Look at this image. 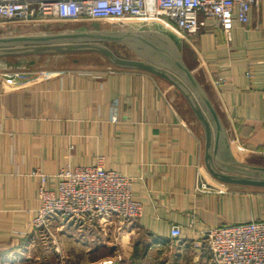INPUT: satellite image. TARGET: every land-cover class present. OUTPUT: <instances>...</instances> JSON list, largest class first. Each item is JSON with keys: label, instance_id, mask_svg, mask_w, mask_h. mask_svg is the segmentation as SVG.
Wrapping results in <instances>:
<instances>
[{"label": "crops", "instance_id": "obj_1", "mask_svg": "<svg viewBox=\"0 0 264 264\" xmlns=\"http://www.w3.org/2000/svg\"><path fill=\"white\" fill-rule=\"evenodd\" d=\"M184 43L223 128L221 157L246 165L264 158V2L247 26L235 24L230 40L208 23ZM2 64L0 264H215L207 230L264 221V187L209 172L205 131L168 81L142 71ZM99 161L132 179L142 216L106 228L55 217L43 237L33 227L40 180L32 174ZM175 228L180 236H172Z\"/></svg>", "mask_w": 264, "mask_h": 264}, {"label": "built area", "instance_id": "obj_2", "mask_svg": "<svg viewBox=\"0 0 264 264\" xmlns=\"http://www.w3.org/2000/svg\"><path fill=\"white\" fill-rule=\"evenodd\" d=\"M264 0H0V23L39 26L54 23H109L144 19L174 28L186 39L213 23L230 40L236 23L247 26L250 12ZM161 22V23H160ZM40 202L33 227L47 230L55 217L66 225L86 222L106 228L114 220L125 224L142 216L131 178L95 166L68 167L56 176L36 171ZM55 180L54 186L50 182ZM45 233V232H44ZM51 234V233H50ZM175 228L172 236H180ZM215 264H264V221L218 226L204 234Z\"/></svg>", "mask_w": 264, "mask_h": 264}, {"label": "water", "instance_id": "obj_3", "mask_svg": "<svg viewBox=\"0 0 264 264\" xmlns=\"http://www.w3.org/2000/svg\"><path fill=\"white\" fill-rule=\"evenodd\" d=\"M112 31L3 37L0 38V59L95 53L106 58L120 70L142 71L162 78L182 92L202 125L206 135V165L209 172L218 180L227 183L264 187V168L242 164L232 156L221 157L220 150L224 137L218 114L183 60L161 48L160 45H168L169 42L167 40L163 42L164 39L160 36L159 44L152 39L149 40L150 36L156 34L152 32ZM112 42L126 44L137 53H143L151 48L168 58L180 74L158 61L120 58L105 45ZM254 175L259 178L257 180L249 178Z\"/></svg>", "mask_w": 264, "mask_h": 264}, {"label": "rangeland", "instance_id": "obj_4", "mask_svg": "<svg viewBox=\"0 0 264 264\" xmlns=\"http://www.w3.org/2000/svg\"><path fill=\"white\" fill-rule=\"evenodd\" d=\"M161 23V22H160ZM113 30V31H112ZM100 31H112V32H152L156 33L148 39L156 44L158 42L159 36L169 42L168 45H160L163 50H168L175 56L180 57L185 66L189 69V58L191 53L189 49L185 46L184 40L186 37L177 32L174 28L168 25H158L155 23H150L144 19L139 20H119L112 21L109 23H54L52 25H39L36 27L29 25H21L18 23H0V38L3 37H16V36H41V35H52L60 33H74V32H100ZM105 45L110 48L115 54L120 58L128 60H144L149 59L153 61H158L159 63L165 65L167 68L172 69L175 73L179 71L172 65L168 58L164 57L162 54H158L155 50L148 48L145 52L137 53L133 48L126 44L121 43H105ZM188 61V62H187ZM0 63L8 64L12 69L24 67L27 70H120L115 68L106 58L95 53H85V54H72V55H44V56H32V57H20V58H7L0 59ZM193 77L196 79V74L190 71ZM191 117V116H188ZM251 163L256 167L264 168V158L255 159L252 161L246 160V163ZM92 167V166H90ZM44 232L40 233L43 237H48L52 230L50 227ZM48 234V235H47ZM117 243L114 242V245ZM65 264V263H60Z\"/></svg>", "mask_w": 264, "mask_h": 264}]
</instances>
